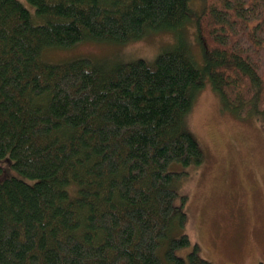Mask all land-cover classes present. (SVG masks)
<instances>
[{
    "label": "trees",
    "instance_id": "1",
    "mask_svg": "<svg viewBox=\"0 0 264 264\" xmlns=\"http://www.w3.org/2000/svg\"><path fill=\"white\" fill-rule=\"evenodd\" d=\"M27 1L0 0V264H212L172 236L188 214L170 166L204 160L187 118L207 78L264 122V0ZM151 31L175 39L152 63L41 59Z\"/></svg>",
    "mask_w": 264,
    "mask_h": 264
},
{
    "label": "rangeland",
    "instance_id": "2",
    "mask_svg": "<svg viewBox=\"0 0 264 264\" xmlns=\"http://www.w3.org/2000/svg\"><path fill=\"white\" fill-rule=\"evenodd\" d=\"M23 3L34 12L27 0ZM197 12L202 0H191ZM192 54L201 61L203 52L195 25L188 27ZM188 30V29H187ZM169 31H151L125 43L87 41L68 49L43 51L44 62L62 64L89 58L94 63L114 67L144 59L149 63L174 44ZM187 125L197 138L204 160L199 165L173 163L180 172L173 185L188 220L172 236L187 234L197 243L201 255L212 264H264V122L254 111L239 117L223 107L220 95L207 78L194 98ZM192 247L177 250L187 257Z\"/></svg>",
    "mask_w": 264,
    "mask_h": 264
}]
</instances>
